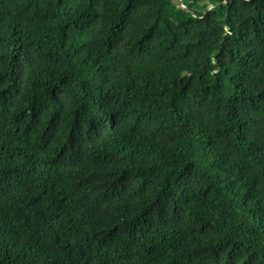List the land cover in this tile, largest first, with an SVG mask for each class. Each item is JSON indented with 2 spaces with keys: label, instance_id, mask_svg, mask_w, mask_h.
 Wrapping results in <instances>:
<instances>
[{
  "label": "trees",
  "instance_id": "trees-1",
  "mask_svg": "<svg viewBox=\"0 0 264 264\" xmlns=\"http://www.w3.org/2000/svg\"><path fill=\"white\" fill-rule=\"evenodd\" d=\"M181 2L0 0V264H264V0Z\"/></svg>",
  "mask_w": 264,
  "mask_h": 264
},
{
  "label": "water",
  "instance_id": "water-1",
  "mask_svg": "<svg viewBox=\"0 0 264 264\" xmlns=\"http://www.w3.org/2000/svg\"><path fill=\"white\" fill-rule=\"evenodd\" d=\"M177 1V5L180 7H186L184 4H182L181 0H176ZM213 5H209L206 9V11H208Z\"/></svg>",
  "mask_w": 264,
  "mask_h": 264
}]
</instances>
